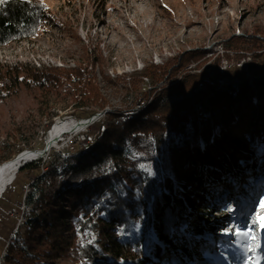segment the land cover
<instances>
[{
    "label": "rangeland",
    "instance_id": "obj_1",
    "mask_svg": "<svg viewBox=\"0 0 264 264\" xmlns=\"http://www.w3.org/2000/svg\"><path fill=\"white\" fill-rule=\"evenodd\" d=\"M45 1L49 9L68 20L72 28L65 31L49 21L36 37L15 40L0 47V60L58 62L62 59L67 64L77 63L82 59L81 44L75 36L78 34L83 40L82 45L89 46L91 50L99 48L106 58L105 66L97 68L96 72L101 91L110 100L109 106L98 113L94 122L70 134L62 146L48 149L39 158L42 163L48 161L52 164L45 174L47 192L51 198L55 197L58 187L79 186L97 176L98 165L82 163L81 157L86 147L80 139L93 123L106 119L107 111L130 110L141 91L161 85L148 69L152 64L170 66L180 53L204 48L212 53L217 51L215 55L208 53L209 60L204 64L205 68L211 69L207 71L211 81H218L222 86L238 85L245 80H257L261 74L251 67V62L264 59V48L260 51L261 58L253 56L250 50H246L244 57H235L234 53L230 58L222 57L219 66H228L225 72L220 71L214 59L223 52L222 44L229 36L246 32L252 34L264 24V0ZM194 66L195 63L188 68ZM257 66L260 68L261 63ZM210 72L214 73L211 75ZM139 78L142 81L134 86L132 80ZM71 93L70 85L60 86L51 94L49 103L42 104L33 93L22 89L19 94L1 101L0 161L3 156L12 155L13 149L19 145L26 149L44 147L49 120L54 123L59 118L87 119L80 118L84 110L76 107ZM262 95L253 101L248 112L245 111V117H235L234 121L221 127L222 131L217 129L223 122L222 112L218 110L212 113L208 103L200 104L190 123L192 130L201 137L198 147H180L175 152L165 144L158 149L151 137L126 143L136 165L148 172L162 176L178 167L179 163L175 160H180L184 153H196L194 162L210 178V184H205L207 188H193L187 179H183L181 184L190 196L185 200L192 214L189 227L210 230L198 234V240H205L208 249H199L193 255L191 264H245L248 256L257 261L256 253L264 249V230L259 227H255V231L260 247L247 255L239 250L238 244L233 243L235 236L223 232L229 225L250 223L256 212L260 211V201L264 200V90ZM143 110L137 108L134 113ZM245 167L250 171L248 174L243 173ZM213 173L215 176L210 177ZM33 182L31 176L17 178L13 189L0 201V264L9 240L17 231L23 233L28 227L27 222L34 218V213L42 211L28 201ZM65 199L57 198L54 203L67 202L71 208L74 202L68 197ZM207 200L218 204L212 215L204 207L208 204ZM229 208L232 210L229 211ZM47 212L48 215L52 213L51 210ZM216 217H220L217 219L219 225L209 228ZM132 220V234L126 235L117 230L112 236L139 243L144 220L141 216H135ZM177 234L187 238L185 227ZM151 236L158 244L151 254L154 261L122 257L119 264H182L174 256L172 244L160 240L154 228H151ZM217 240L224 243L218 245ZM209 252L216 254V258ZM223 253L230 257L225 258ZM58 258L61 264H76L78 252L69 249ZM138 260L140 262H136ZM91 264L101 263L96 261Z\"/></svg>",
    "mask_w": 264,
    "mask_h": 264
},
{
    "label": "trees",
    "instance_id": "obj_2",
    "mask_svg": "<svg viewBox=\"0 0 264 264\" xmlns=\"http://www.w3.org/2000/svg\"><path fill=\"white\" fill-rule=\"evenodd\" d=\"M49 21L65 31L72 28L68 20L49 9L45 0H2L0 47L15 40L36 37ZM75 36L81 44L82 57L75 66L37 67L32 61L0 60V102L25 89L42 104H48L51 94L58 87L68 84L72 89L71 99L77 108L84 110L80 118L105 110L110 100L101 91L96 69L105 66L106 58L99 48L91 50L89 46L82 45L83 40L78 34ZM263 48L264 24L252 34L246 32L229 36L222 44L223 52L218 53L214 61L219 66L222 57L230 58L231 53L238 58L244 57L246 50L261 58ZM208 53L212 52L204 48L187 50L180 53L170 66L152 64L148 69L161 85L141 91L130 110L107 111L104 121L91 125V129L80 139L86 147L81 158L82 163L98 165L97 176L79 186L58 187L55 197L51 198L45 174L52 164L48 161L42 163L39 159L21 167L15 180L24 175L31 176L34 186L28 194V201L42 211L34 213L23 233L17 231L9 240L2 264H61L59 255L69 249L78 252L76 264L96 261L119 264L122 257L143 258L146 262L153 260L152 251L158 248L151 236V228L155 229L160 240L172 244L174 256L182 264H191L193 255L199 249L207 251L206 241H199L197 236L210 230L189 227L192 214L185 200L190 196L181 186L183 179H187L193 188H205L210 184L204 169L194 162L196 153H184L180 160H175L179 163L176 169L160 176L136 165L126 143L151 137L158 149L167 144L175 152L180 147L192 149L200 146L201 137L190 125L200 104L208 103L212 113L222 112V125L217 126L220 131L235 117L246 116L245 111L248 112L264 90V59L251 62V67L261 73L257 80L222 86L218 81L208 79L207 68L204 67L209 60ZM193 63L195 66L188 68ZM259 63L261 66L257 68ZM138 81H142L141 78L133 79L132 84L136 86ZM137 106H144L145 110L134 113ZM52 123L49 120L45 132ZM25 149V146L19 145L13 149L12 155ZM12 155L3 156L0 163L9 160ZM243 169V173L250 172L246 167ZM214 176L215 173L210 175ZM13 183L6 188L0 201L13 189ZM67 197L74 202L71 208L67 202L54 203L57 198L66 200ZM207 203L204 207L212 215L218 204L208 200ZM48 210L52 211L50 215ZM135 216L144 220L139 243L112 236L117 230L126 235L132 234V219ZM219 218L216 217L209 228L217 227ZM182 227L186 229V239L177 234ZM217 241L218 245L224 243ZM209 254L216 258L213 252ZM223 254L225 258L230 257Z\"/></svg>",
    "mask_w": 264,
    "mask_h": 264
},
{
    "label": "bare ground",
    "instance_id": "obj_3",
    "mask_svg": "<svg viewBox=\"0 0 264 264\" xmlns=\"http://www.w3.org/2000/svg\"><path fill=\"white\" fill-rule=\"evenodd\" d=\"M89 121L87 119L68 120L64 118L57 119L48 129L45 137V145L42 148H27L15 156L0 163V184L14 177L18 167L27 159H39L43 154L51 148L62 146L72 133H76L84 129ZM17 175V173H16ZM15 181V180H14ZM13 181V182H14ZM12 182V183H13Z\"/></svg>",
    "mask_w": 264,
    "mask_h": 264
},
{
    "label": "snow or ice",
    "instance_id": "obj_4",
    "mask_svg": "<svg viewBox=\"0 0 264 264\" xmlns=\"http://www.w3.org/2000/svg\"><path fill=\"white\" fill-rule=\"evenodd\" d=\"M2 2V0H0ZM260 211L256 212L250 220V223L246 225L233 224L229 225L223 232L225 234H231L235 236V241L233 243L238 244L239 250L247 255L249 252H255L257 247H260L258 243V235L255 231V227H259L261 230H264V200L260 201ZM231 211L232 209H228ZM243 241V243H242ZM245 264H258L257 261H253L251 256L247 257Z\"/></svg>",
    "mask_w": 264,
    "mask_h": 264
},
{
    "label": "built area",
    "instance_id": "obj_5",
    "mask_svg": "<svg viewBox=\"0 0 264 264\" xmlns=\"http://www.w3.org/2000/svg\"><path fill=\"white\" fill-rule=\"evenodd\" d=\"M44 61V60H43ZM35 66L37 67H43V66H59V67H70V66H75V63H70V64H67L65 62H63L62 59H60L58 62H54L52 60H48V61H45V62H41L40 60H37V59H34V62H32ZM228 66H225V65H221L220 66V71L221 72H225L226 71V68ZM208 71H211L210 68L207 69ZM214 72H210V74L212 75ZM144 107V106H143ZM143 107H140V106H137V108L139 109H142ZM136 108V110H137ZM135 110V111H136Z\"/></svg>",
    "mask_w": 264,
    "mask_h": 264
},
{
    "label": "water",
    "instance_id": "obj_6",
    "mask_svg": "<svg viewBox=\"0 0 264 264\" xmlns=\"http://www.w3.org/2000/svg\"><path fill=\"white\" fill-rule=\"evenodd\" d=\"M219 67H220V66H219ZM199 71H200V70H199ZM207 71H208V70H207ZM97 117H98V113L95 114V115H93V116L90 117V118H87V120L89 121L87 124H90V123L94 122V121L97 119ZM35 160H37V159L30 158V159L25 160V161L23 162V164L20 165V166L18 167V170L16 171V173H18V171L21 169V167L24 166L26 163H28V162H32V161H35ZM16 173L14 174V177H13V178H11V179H9V180H6V181H4L2 184H0V198L2 197V195H3L4 191L6 190V188H7L10 184H12V182L15 180V178H16V176H17Z\"/></svg>",
    "mask_w": 264,
    "mask_h": 264
}]
</instances>
